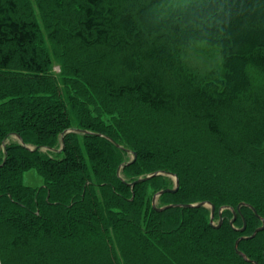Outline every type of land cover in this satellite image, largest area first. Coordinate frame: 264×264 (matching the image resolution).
<instances>
[{
    "label": "trees",
    "instance_id": "16d2710c",
    "mask_svg": "<svg viewBox=\"0 0 264 264\" xmlns=\"http://www.w3.org/2000/svg\"><path fill=\"white\" fill-rule=\"evenodd\" d=\"M258 1L81 2L76 36L82 47L117 62L121 54L129 61L135 50L159 45L149 68L107 82L108 97H135L154 111L181 107L203 123L209 138L222 142L216 155L214 147L197 141L182 144L172 129L167 136L143 129L130 139L104 127L87 103L75 102L67 89L60 94L39 50L36 21L19 15L15 0H0V264H264V230L246 238L264 219V171L238 169L245 161L238 150L257 148L264 137L253 132L238 148L227 146L225 123L241 124L245 115L240 108L235 112L236 93L200 81L174 90L165 75V66L176 62L170 47L193 40L218 45L224 65L247 57L264 67V32L249 42L234 34L237 23L253 18ZM261 11L255 15L264 23ZM15 136L21 142L12 141ZM122 153L136 157L122 163ZM28 170L42 178L40 187L23 183ZM155 172L178 180L174 193L158 197L164 206L209 202L214 212L233 207L240 227L230 224L228 211L214 228L204 207L156 210L149 191L166 189L161 174L131 185ZM228 187L241 192L224 193ZM239 238L237 249L249 261L234 250Z\"/></svg>",
    "mask_w": 264,
    "mask_h": 264
},
{
    "label": "rangeland",
    "instance_id": "374dc122",
    "mask_svg": "<svg viewBox=\"0 0 264 264\" xmlns=\"http://www.w3.org/2000/svg\"><path fill=\"white\" fill-rule=\"evenodd\" d=\"M15 1L18 5L19 15L22 18L35 20L38 25L39 50L45 55V58L49 59L48 72L54 78V82L59 85L62 96H65L62 93L64 89H67V95L75 102L87 103L91 107L92 113L96 110V116L98 114L102 125L110 128L119 137L129 135L128 138L134 139L133 134L136 132L142 134L143 129L156 130L167 136L166 133L172 129L174 132L171 131V135L177 132L174 134V139L179 142L182 143L184 140L186 145H189L197 141L204 144V147H214L215 154L221 155L222 150L220 151L217 147H221L222 142L216 137L209 138L203 123L189 119L181 107L171 111H154L141 104L135 97L126 96L124 99L108 97L107 82L113 78L120 83L132 75L141 73L143 69L149 68L154 62L152 57L159 45L150 46L145 50H135L136 53L129 61L127 58L129 55L121 54L120 57H117L119 59L117 62H112V58L115 57L111 56L112 58L109 59L100 52L88 50L82 47L77 39L76 31L81 18L82 0H79L80 2L73 0L72 3L68 0ZM263 9L264 0H259L256 11L252 13L253 18L237 23V28L233 33L237 34L236 36H244L246 42H249L254 34L263 33L264 23L255 15L260 11L259 16H261ZM246 42L244 41L245 45H247ZM178 48L170 47V54H173L171 56L176 61L174 66H169V63L165 66V75L174 90H180L186 82L200 81L201 84L216 86L219 90L226 86L228 91L236 93L232 96L236 107L235 112L240 108L245 115H243L241 124L225 123L226 133L229 134L227 146L237 145L238 148L245 142L244 139L253 132H259V135L264 137V67L253 61H245L247 57L244 58L245 60H232L224 65V52L213 41L193 40ZM164 61L166 60L164 59ZM234 114H231L230 119L235 116ZM132 128L134 129L132 130ZM144 131L147 132V130ZM11 139L12 141L17 140L16 137ZM120 144L123 145L121 142ZM240 150L238 152L245 158V161L238 160V169L243 170L256 166L259 170L264 171V140L259 147H250L248 152L245 148ZM132 159L135 158L131 153L121 154L122 163L131 162ZM203 166L205 169L208 165ZM145 175L147 174H142V176ZM260 175L264 177L263 172ZM160 178L165 188L173 189L175 187L174 177L161 174ZM240 182H244L243 179L236 183ZM23 183L30 187H40L43 180L34 170H28L23 174ZM217 183L219 184V182ZM224 183L227 181L223 180ZM226 191L223 190L224 193L241 192L237 188L229 187ZM149 194L152 195L151 197L154 195L153 191H149ZM155 205L157 207L164 206V202L157 197ZM204 208L207 211L210 225V207L207 205ZM226 211L232 214L229 218V221L232 222L231 225L234 228L240 227L234 223L236 208L234 210L233 207L214 212L213 227L218 225L222 214L227 215ZM260 222L255 223V226H261ZM1 235L5 238L6 232Z\"/></svg>",
    "mask_w": 264,
    "mask_h": 264
},
{
    "label": "water",
    "instance_id": "95a60500",
    "mask_svg": "<svg viewBox=\"0 0 264 264\" xmlns=\"http://www.w3.org/2000/svg\"><path fill=\"white\" fill-rule=\"evenodd\" d=\"M20 142H21V140H20V138L18 137V136H15ZM133 157L135 158V154L133 153ZM158 174H165V175H169V176H172V177H174V179H175V187L173 188V189H168V188H166V189H163V190H161V191H159L158 193H156L154 196H153V200H152V206L156 209V210H158V211H162V210H165V209H168V208H172V207H182V208H191V207H204V206H209L210 207V213H211V218H210V225L213 227V224H212V219H213V213H214V206L212 205V204H210L209 202H199V203H197V204H177V205H167V206H164V207H161V208H156L155 207V200H156V198L157 197H159L160 195H162V194H165V193H174L176 190H177V188H178V180L176 179V177L175 176H173L171 173H164V172H155V173H153V174H151V175H148V176H146V177H144V178H139V179H137L136 181H134L133 183H131V185H134L135 183H138V182H140V181H145V180H147V179H149L150 177H152V176H156V175H158ZM242 205H244L243 203H241V204H239L238 206H237V210L239 211V208L242 206ZM247 206V205H246ZM248 208H250L253 212H254V214L258 217V215L256 214V212H255V210L252 208V207H250V206H247ZM226 209L227 207H223V208H221V209ZM259 218V217H258ZM260 219V221H261V226L260 227H258L257 229H255V231L248 237V238H252L253 236H255V234L256 233H258V232H260V231H262V230H264V219H262V218H259ZM230 224H232V222H230ZM218 226V225H217ZM216 226V227H217ZM244 226V225H243ZM243 229H241L240 231H242ZM241 239H244V238H239V239H237L236 241H235V245H234V250H235V252L243 259V260H245V261H249L247 258H246V256L243 254V253H241L238 249H237V244H238V242L241 240ZM263 256H264V253H263ZM249 262H251L252 264H258L257 262H255V261H249Z\"/></svg>",
    "mask_w": 264,
    "mask_h": 264
},
{
    "label": "bare ground",
    "instance_id": "6f19581e",
    "mask_svg": "<svg viewBox=\"0 0 264 264\" xmlns=\"http://www.w3.org/2000/svg\"><path fill=\"white\" fill-rule=\"evenodd\" d=\"M9 64V63H8ZM10 65V64H9ZM15 66V65H14ZM33 68V67H32ZM22 69V68H21ZM24 69V68H23ZM29 70H31V69H29ZM14 73V72H13ZM16 73V72H15ZM38 75V74H37ZM58 76V75H57ZM96 109V108H95ZM92 112V111H91ZM95 112H96V110H95ZM98 118H100V117H98ZM96 136H98V135H96ZM22 148V147H21ZM25 149V148H24ZM119 150V149H118ZM46 158H48V157H46ZM53 160V159H52ZM6 164V163H5ZM3 168V167H2ZM30 187V186H29ZM244 225V224H243ZM245 226V225H244ZM244 226L241 228V229H244ZM240 229V230H241Z\"/></svg>",
    "mask_w": 264,
    "mask_h": 264
}]
</instances>
